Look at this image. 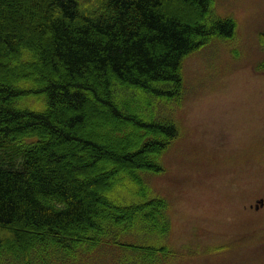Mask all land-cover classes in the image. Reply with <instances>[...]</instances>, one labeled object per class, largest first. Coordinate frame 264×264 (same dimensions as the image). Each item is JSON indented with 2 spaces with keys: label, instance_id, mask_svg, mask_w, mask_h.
<instances>
[{
  "label": "trees",
  "instance_id": "16d2710c",
  "mask_svg": "<svg viewBox=\"0 0 264 264\" xmlns=\"http://www.w3.org/2000/svg\"><path fill=\"white\" fill-rule=\"evenodd\" d=\"M211 4L0 0V264L142 247L111 238L141 224L167 233L163 197L123 204L111 193L132 181L144 195L141 172H161L177 136L142 103L179 101L187 54L233 37L234 20Z\"/></svg>",
  "mask_w": 264,
  "mask_h": 264
},
{
  "label": "rangeland",
  "instance_id": "374dc122",
  "mask_svg": "<svg viewBox=\"0 0 264 264\" xmlns=\"http://www.w3.org/2000/svg\"><path fill=\"white\" fill-rule=\"evenodd\" d=\"M211 14L234 20L233 37L187 54L179 101L142 103L177 127L162 171L141 172L144 195L132 181L111 193L123 204L163 197L167 233L141 224L111 238L144 246L85 244L69 264H264V0H212Z\"/></svg>",
  "mask_w": 264,
  "mask_h": 264
}]
</instances>
